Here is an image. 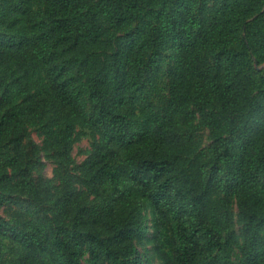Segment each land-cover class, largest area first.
Listing matches in <instances>:
<instances>
[{
  "label": "trees",
  "instance_id": "1",
  "mask_svg": "<svg viewBox=\"0 0 264 264\" xmlns=\"http://www.w3.org/2000/svg\"><path fill=\"white\" fill-rule=\"evenodd\" d=\"M77 123L89 198L70 175ZM31 126L56 189L35 176ZM11 206L25 218L0 217V264L8 245L10 264H148L147 239L162 264H264V0H0Z\"/></svg>",
  "mask_w": 264,
  "mask_h": 264
},
{
  "label": "rangeland",
  "instance_id": "2",
  "mask_svg": "<svg viewBox=\"0 0 264 264\" xmlns=\"http://www.w3.org/2000/svg\"><path fill=\"white\" fill-rule=\"evenodd\" d=\"M115 35H117L115 33ZM263 65H261L262 67ZM161 66L160 69H162ZM158 81L162 86V77L158 75ZM29 139L31 140L34 148L39 151L40 153V163L42 167L40 170L35 171V176L39 177V180L51 185L52 189H56L59 185H61L59 179V172L58 167L56 165L55 159L51 156L50 152L48 151V143L46 142V137L42 131H40L37 126H31L28 129ZM202 142L206 143L207 140L202 138ZM26 143V142H25ZM90 152V139L87 134V129L83 127L80 123L75 125V134L72 138V164H71V180L77 190H79L83 196L89 198V191L84 183L83 176L80 173L79 167L83 164L85 159L87 158ZM214 200V210H217L218 218L220 219V200L219 197H213ZM232 203V207L230 208L231 211V218L229 220L230 230L233 231V240L229 241L228 247L232 250L233 258L236 257V247L237 244L239 245L240 239L239 236V224H238V217H237V207L234 204V200ZM0 217L4 218L7 221L12 223H21V221L25 218V213L20 209L18 206H11V207H2L0 208ZM9 244V243H7ZM11 246H4L1 258L6 264H10L13 260V255L11 254ZM142 252V259L147 261L148 264H162L161 259L156 255V253L152 249V244L149 243L148 239L145 242V246L141 248ZM87 256L84 254L82 257L83 264L86 263Z\"/></svg>",
  "mask_w": 264,
  "mask_h": 264
}]
</instances>
